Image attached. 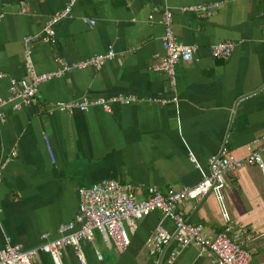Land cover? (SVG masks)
I'll return each mask as SVG.
<instances>
[{
    "label": "crops",
    "instance_id": "obj_1",
    "mask_svg": "<svg viewBox=\"0 0 264 264\" xmlns=\"http://www.w3.org/2000/svg\"><path fill=\"white\" fill-rule=\"evenodd\" d=\"M209 3L221 4L211 17L180 11ZM65 5L66 0H0V73L6 75L0 79V98L8 97L10 79L28 77L24 38L42 32ZM165 9L173 12L178 42L197 48L192 62L176 68L177 104L115 105L111 113L92 108L61 114L55 109L57 103L84 96L173 98L168 77L151 70L155 56L164 54ZM263 12L264 0H78L72 17L55 27V43H32L36 72L55 70V56L79 62L109 47L118 56L100 70L73 71L41 85L37 103L22 111L4 110L0 245L9 238L31 250L44 243V235L54 240L59 227L78 213V190L102 180L129 183L142 200L150 187L166 192L196 185L208 174L210 157L224 146L233 157L246 159L248 144L264 135ZM85 18L97 25H86ZM222 41L236 44L227 61L210 52ZM224 200L236 227L251 235L245 245L253 251L251 264H264V174L247 166L229 181ZM182 210L209 237L225 227L214 195L187 201ZM159 224L174 230L161 213H152L137 223L123 254L96 232L92 242H83L89 264H171L175 241L157 258L146 247ZM36 262L53 264L46 253H39ZM62 264H79L73 249H64ZM172 264L214 263L192 245Z\"/></svg>",
    "mask_w": 264,
    "mask_h": 264
},
{
    "label": "built area",
    "instance_id": "obj_2",
    "mask_svg": "<svg viewBox=\"0 0 264 264\" xmlns=\"http://www.w3.org/2000/svg\"><path fill=\"white\" fill-rule=\"evenodd\" d=\"M77 2L78 0H66L64 9L47 21L42 32L24 38L25 66L28 77L9 80L8 97L0 98V123L6 121L5 109L9 108L13 112H19L36 104L37 93L41 85L60 79L73 71L88 68L100 70L105 63L117 58L118 54L113 47H109L105 53L93 55L79 62L71 63L55 56L54 62L57 65L55 70L46 73L36 72L31 58L32 43L36 41L46 44L55 43V27L72 17ZM220 6V3L195 4L183 7L180 11L211 17ZM154 11L158 12V9ZM83 22L92 27L97 25L94 19L85 18ZM161 24L164 27L162 37L164 54L155 56L151 70L168 77L173 98L170 100L140 99L134 95L124 94L97 98L84 96L76 101L57 103L55 109L61 114L75 111L88 112L92 108L111 113L115 105L129 106L142 102L161 105L177 104L179 97L176 68L179 64L192 62L195 59L197 48L178 42L171 10L165 9L162 12ZM235 47L236 44L233 41H222L212 45L210 52L213 58L227 61L232 57ZM4 78L6 75L0 73V79ZM46 141L48 144L47 138ZM48 148L50 150L49 144ZM247 148L249 153L247 158L240 160L233 157L229 149L224 146L210 157L208 174L196 185L185 187L182 190L169 189L166 192L150 187L142 200L137 199L131 184L117 179H105L90 187L80 188L78 190V213L74 220L59 227L57 238L49 240V235H44V243L31 250H25L20 245L12 244L10 239L6 238L5 244L0 245V264H40L36 262L39 253L50 255L53 264H62L63 251L67 247L73 249L79 264H89L83 249V242H92L96 232L101 234L107 243L112 244L119 254H123L131 246L130 235L136 232L137 223L155 212L161 213L165 219L170 220L174 225V230L170 232L162 224L157 225L151 237L146 241L150 256L155 258L162 256L166 247L175 241L177 248L170 253L169 263L171 264L175 262L180 251L192 245L206 253L214 264H251L253 251L245 247L246 243L251 240V235L246 230L236 227L224 200V192L229 188V181L235 179L238 173L247 166L257 167L264 174V135L254 138ZM1 181L0 170V184ZM210 195L216 197L225 220L223 231L215 237L207 236L202 225L189 223L182 210L185 202H199Z\"/></svg>",
    "mask_w": 264,
    "mask_h": 264
}]
</instances>
